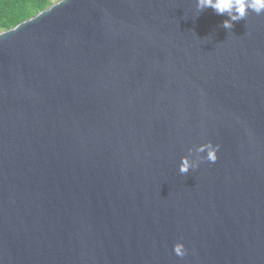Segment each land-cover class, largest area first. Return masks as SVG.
<instances>
[{
  "label": "water",
  "instance_id": "obj_1",
  "mask_svg": "<svg viewBox=\"0 0 264 264\" xmlns=\"http://www.w3.org/2000/svg\"><path fill=\"white\" fill-rule=\"evenodd\" d=\"M196 4L57 0L0 31V264H264V14Z\"/></svg>",
  "mask_w": 264,
  "mask_h": 264
},
{
  "label": "clouds",
  "instance_id": "obj_2",
  "mask_svg": "<svg viewBox=\"0 0 264 264\" xmlns=\"http://www.w3.org/2000/svg\"><path fill=\"white\" fill-rule=\"evenodd\" d=\"M197 11L203 12L205 9L211 8L217 15H226L229 19L223 21L222 27L231 31L233 22L245 20L249 11L256 15L264 14V0H197ZM219 145H213L211 142L202 144L195 148L196 161H192L188 156L181 158L179 173L187 175L190 169L198 167L199 162L207 160L210 163H215L217 160V151ZM201 153H206V156H201ZM193 155V150L189 149V156ZM174 254L183 258L187 251L181 242H177L173 246Z\"/></svg>",
  "mask_w": 264,
  "mask_h": 264
},
{
  "label": "trees",
  "instance_id": "obj_3",
  "mask_svg": "<svg viewBox=\"0 0 264 264\" xmlns=\"http://www.w3.org/2000/svg\"><path fill=\"white\" fill-rule=\"evenodd\" d=\"M47 5L48 0H0V31L17 25Z\"/></svg>",
  "mask_w": 264,
  "mask_h": 264
},
{
  "label": "rangeland",
  "instance_id": "obj_4",
  "mask_svg": "<svg viewBox=\"0 0 264 264\" xmlns=\"http://www.w3.org/2000/svg\"><path fill=\"white\" fill-rule=\"evenodd\" d=\"M57 0H48V5H47V7L49 6V5H51L52 3H54V2H56Z\"/></svg>",
  "mask_w": 264,
  "mask_h": 264
}]
</instances>
